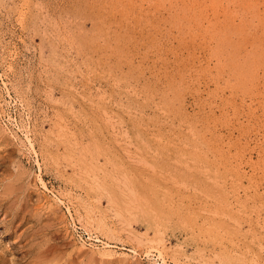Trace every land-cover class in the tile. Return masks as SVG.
Wrapping results in <instances>:
<instances>
[{
    "label": "rangeland",
    "instance_id": "rangeland-1",
    "mask_svg": "<svg viewBox=\"0 0 264 264\" xmlns=\"http://www.w3.org/2000/svg\"><path fill=\"white\" fill-rule=\"evenodd\" d=\"M0 264H264V0H0Z\"/></svg>",
    "mask_w": 264,
    "mask_h": 264
},
{
    "label": "bare ground",
    "instance_id": "bare-ground-1",
    "mask_svg": "<svg viewBox=\"0 0 264 264\" xmlns=\"http://www.w3.org/2000/svg\"><path fill=\"white\" fill-rule=\"evenodd\" d=\"M34 150V149H33ZM37 162V161H36ZM38 167V166H37ZM128 237V236H127ZM149 252V251H148ZM160 254V253H159Z\"/></svg>",
    "mask_w": 264,
    "mask_h": 264
}]
</instances>
